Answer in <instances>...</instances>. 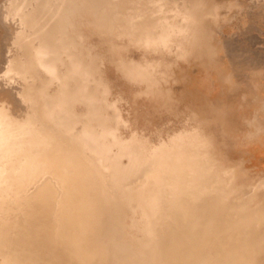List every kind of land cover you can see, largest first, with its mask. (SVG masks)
Masks as SVG:
<instances>
[{
  "label": "bare ground",
  "instance_id": "bare-ground-1",
  "mask_svg": "<svg viewBox=\"0 0 264 264\" xmlns=\"http://www.w3.org/2000/svg\"><path fill=\"white\" fill-rule=\"evenodd\" d=\"M234 7L241 10L223 0L0 7L11 39L4 76L17 83L0 88V264H264V170L226 149L264 128V85L254 78L258 60L210 34ZM198 59L221 85L249 69L253 91L240 92L252 110L242 123L206 97L193 106L194 91L177 87ZM148 110L176 120L154 126Z\"/></svg>",
  "mask_w": 264,
  "mask_h": 264
},
{
  "label": "rangeland",
  "instance_id": "rangeland-1",
  "mask_svg": "<svg viewBox=\"0 0 264 264\" xmlns=\"http://www.w3.org/2000/svg\"><path fill=\"white\" fill-rule=\"evenodd\" d=\"M223 1H228L230 3L231 2L239 3L241 10L239 9L237 10L235 7H234L235 9L234 8L231 9V12L234 10L233 11L234 13L233 12L231 13L232 18L227 20L226 23L224 22L220 24L219 31H216L213 28V32H210V34L215 38V40L219 39L221 43L224 42L226 44L227 42L228 45L231 43L230 47H232V50L237 52L239 57L246 58L247 61H249L250 59L258 60V64L254 68H258L259 72H257L254 75L255 76L254 78L255 80L258 81V85L260 84V86H263L264 85V0H230V1L223 0ZM7 4H8V0H0V7L1 6L5 7V5ZM252 4H254V6ZM260 6H263V8ZM258 11L260 12V14ZM254 14L257 15V17ZM8 22L10 25L11 24L15 25V23H17V21H14L12 19H10ZM9 38H10V34L8 32V28L2 27L0 24V88H6V89L7 88L12 89V87L17 86L16 85L17 83L14 81L7 82L4 76L5 61L8 55L10 54L8 50L10 49L11 46L10 45L11 39ZM107 67L109 69V73H111L114 77H117V79L120 80L121 82L122 78L114 71L112 65L108 63ZM188 67H189L188 73L185 74L187 81L185 79L180 80V82H178L177 87H180L182 83H185L186 85L184 87L185 89L190 88L194 91V93L191 94L192 99H188V100H192L193 106L202 103V101L206 97L207 100H210L211 102L222 107L220 111H224L227 115H229V117L233 120L235 125L242 123V120L245 117V115L251 113L252 110L251 106H246L245 104H243L246 101L242 100V94L240 92V88L243 89L244 87L249 88L250 90L253 89L251 86V81H253L254 78L249 73L248 71L249 69L242 71V73L235 74L236 75L235 77V75L231 74V71L228 68L229 74H231V76H234L230 78L231 80L234 81L231 82L230 80V82H227L228 85H223L225 83L221 85V83H219L218 81V78H216L214 74H210L208 70L210 66L206 64V61L198 59V61L194 63L191 62L187 66H184V68H188ZM12 82L15 85H13ZM2 83H4V86ZM234 93H236V95ZM184 96L188 97V93L185 92ZM238 103L243 105H241V107H238L236 106L238 105ZM138 104H139L138 107L140 108V112L146 111V108L143 105V103L139 101ZM147 112H149L151 116L149 117V123L154 124V126L157 127L166 128L174 120H176L174 114L170 113L169 111L156 112L152 110L151 113V111L148 110ZM182 117L184 118L183 115ZM240 118L242 120H240ZM258 119L259 122L262 121L264 122V115L261 114L258 117ZM262 130L257 135H254L255 137L253 136L242 137V139H244L243 142L245 143L237 144L232 140L226 141V149L229 151V153L232 154L237 159H240L241 163L244 166L252 170H259V169L264 170V148H263L264 128Z\"/></svg>",
  "mask_w": 264,
  "mask_h": 264
}]
</instances>
